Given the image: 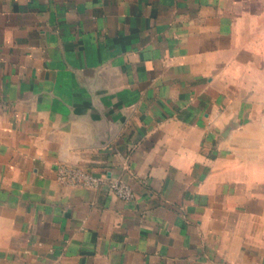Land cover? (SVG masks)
<instances>
[{
    "label": "crops",
    "instance_id": "0c3cea01",
    "mask_svg": "<svg viewBox=\"0 0 264 264\" xmlns=\"http://www.w3.org/2000/svg\"><path fill=\"white\" fill-rule=\"evenodd\" d=\"M0 264H264V0H0Z\"/></svg>",
    "mask_w": 264,
    "mask_h": 264
},
{
    "label": "built area",
    "instance_id": "2783aa9c",
    "mask_svg": "<svg viewBox=\"0 0 264 264\" xmlns=\"http://www.w3.org/2000/svg\"><path fill=\"white\" fill-rule=\"evenodd\" d=\"M56 177L60 183L74 187L92 190L106 187L109 192L123 201H132L135 197L134 189L128 182L106 175H96L84 168L59 165L56 169Z\"/></svg>",
    "mask_w": 264,
    "mask_h": 264
}]
</instances>
